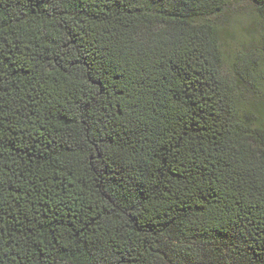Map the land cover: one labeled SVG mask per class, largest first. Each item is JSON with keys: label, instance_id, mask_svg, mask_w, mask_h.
Masks as SVG:
<instances>
[{"label": "trees", "instance_id": "16d2710c", "mask_svg": "<svg viewBox=\"0 0 264 264\" xmlns=\"http://www.w3.org/2000/svg\"><path fill=\"white\" fill-rule=\"evenodd\" d=\"M234 2L0 0V264H264V0L230 79Z\"/></svg>", "mask_w": 264, "mask_h": 264}, {"label": "rangeland", "instance_id": "374dc122", "mask_svg": "<svg viewBox=\"0 0 264 264\" xmlns=\"http://www.w3.org/2000/svg\"><path fill=\"white\" fill-rule=\"evenodd\" d=\"M226 11L228 23L225 25L227 28L226 35L223 37V72L230 79L236 76V71L244 73L242 70V56L246 53L243 43L247 41V34L249 28L254 25V11L251 5L246 0H235L232 4L228 5ZM245 68H250L246 66ZM250 71L249 69H247ZM261 88V87H260ZM263 94L264 90L260 89L259 94ZM247 94V98H248Z\"/></svg>", "mask_w": 264, "mask_h": 264}]
</instances>
